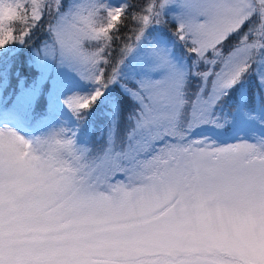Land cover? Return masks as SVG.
Here are the masks:
<instances>
[{
  "label": "snow or ice",
  "instance_id": "6c2138e0",
  "mask_svg": "<svg viewBox=\"0 0 264 264\" xmlns=\"http://www.w3.org/2000/svg\"><path fill=\"white\" fill-rule=\"evenodd\" d=\"M0 264H264V0H0Z\"/></svg>",
  "mask_w": 264,
  "mask_h": 264
},
{
  "label": "trees",
  "instance_id": "16d2710c",
  "mask_svg": "<svg viewBox=\"0 0 264 264\" xmlns=\"http://www.w3.org/2000/svg\"><path fill=\"white\" fill-rule=\"evenodd\" d=\"M125 32H127V29H123L121 32V35H123ZM103 121H104V117L102 115L97 114L96 117L94 118V123L96 126L97 131L99 132V130L101 129V127L103 126Z\"/></svg>",
  "mask_w": 264,
  "mask_h": 264
},
{
  "label": "clouds",
  "instance_id": "9594fccd",
  "mask_svg": "<svg viewBox=\"0 0 264 264\" xmlns=\"http://www.w3.org/2000/svg\"><path fill=\"white\" fill-rule=\"evenodd\" d=\"M23 23H18L17 25H16V28H17V30H20V29H22L23 28Z\"/></svg>",
  "mask_w": 264,
  "mask_h": 264
}]
</instances>
